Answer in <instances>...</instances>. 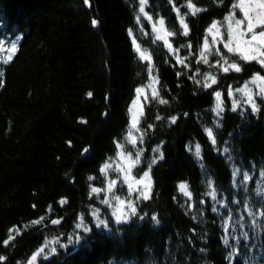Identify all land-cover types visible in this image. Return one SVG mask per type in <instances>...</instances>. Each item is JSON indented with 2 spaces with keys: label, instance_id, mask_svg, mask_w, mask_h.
I'll use <instances>...</instances> for the list:
<instances>
[{
  "label": "trees",
  "instance_id": "trees-1",
  "mask_svg": "<svg viewBox=\"0 0 264 264\" xmlns=\"http://www.w3.org/2000/svg\"><path fill=\"white\" fill-rule=\"evenodd\" d=\"M238 2L193 0L204 11L185 16L190 32L184 36L174 8L185 15L187 0H149L146 11L152 21L139 13L138 0H90L91 7L84 0H0V41L5 48L13 41L18 46L11 62L0 60V256L6 257L0 264H27L45 240L57 237L59 243L52 245L57 252L46 249L48 259L38 258L36 264H264V216L260 215L264 212V176L260 175L264 172V97L257 95L258 82L249 84L260 109L253 113L236 91L254 74L264 75V67L242 61L222 42L214 43L206 31L213 21H220L227 33L224 18ZM160 17L176 33L168 38L174 49H180L176 55L152 31ZM93 18L100 21L96 27ZM129 29L136 43L151 54L159 99L167 101L160 104L152 94L148 96L138 125L144 138L141 141L136 134L135 145L127 138L130 103L150 77L149 62L139 58ZM206 36L212 50L209 63H197ZM221 54L242 71L223 72L216 64L222 61ZM177 55L187 58L184 64L177 63ZM207 73L217 81L211 88L203 86ZM229 88L233 96L228 95ZM216 91L223 94L219 118L212 111ZM233 99L241 102L236 111L231 108ZM172 116L178 117L175 124H170ZM205 127H214L215 147ZM195 142L202 146V161L188 150ZM118 143L135 156L143 149L137 176L158 155L153 151L157 145L164 153V159L152 165V198L137 200L132 193L139 215H147L133 216L120 225L112 217V208L100 203L106 196L111 199L110 193L89 198L90 185L106 188L112 180L117 182L113 193L128 197L118 171L110 168L107 176L99 171L106 162L113 165L118 160ZM224 147L230 152L224 153ZM85 148L88 153H83ZM235 168L240 174L233 185ZM245 172L251 179L242 184ZM89 176L95 179L90 181ZM209 179L223 204L206 195ZM180 182H187L192 192L191 209L178 191ZM62 198L68 203L60 206ZM213 206L218 212L211 211ZM92 207L101 209L108 229L94 226ZM249 211L255 215L249 216ZM81 213L92 227L87 234L74 227ZM229 215L228 232L234 238L226 247L221 225ZM40 216H45L41 224H30ZM58 218H62L59 225L50 223ZM74 231L84 239L68 244ZM10 235L14 239L5 246Z\"/></svg>",
  "mask_w": 264,
  "mask_h": 264
},
{
  "label": "snow or ice",
  "instance_id": "snow-or-ice-1",
  "mask_svg": "<svg viewBox=\"0 0 264 264\" xmlns=\"http://www.w3.org/2000/svg\"><path fill=\"white\" fill-rule=\"evenodd\" d=\"M139 2V13L143 14L147 20L152 21L153 17L149 15V13L146 11V5L148 4L149 0H138ZM85 5L91 7L90 0H84ZM186 8L188 9V12L185 13V15H180V9L174 8V11L177 13L178 17V23L182 29L181 34L184 36H188L190 29L188 27V24L185 21V16L190 14L192 16H195L197 13L204 11V9H201L196 6V4L193 3V0H187ZM233 11H231L227 16H225L224 20L227 21V36L228 40L227 42L223 43V47L227 49L228 52L235 53L239 55L240 59L244 62H252L256 61L258 62L262 67H264V0H239L238 3H234L232 5ZM235 9H240L242 11V18L237 19L235 15ZM137 23L140 22V15H137L135 17ZM92 26L96 27L100 21L93 18ZM166 21L163 17H160L157 21H155L152 25V31L156 33V40H160L164 42V46L173 53V55H176V53L179 52V48H173V45L169 42L170 37H174L176 35L175 31H169L165 27ZM220 21H213V23L210 25V27L206 30L207 33L213 34V42L215 43L216 40L223 39V34L220 32ZM259 29V31H257ZM129 35L133 38V43L136 48V51L139 55V58L141 60L148 61L147 71L150 77V80L156 84L159 83L158 76H152V73L154 71L152 66V57L151 54H146L145 51L141 50V47L139 44L136 43L135 36L133 35L132 29H129ZM183 47V45H181ZM188 47H191V44H188ZM18 51V46L15 41L10 43V46L5 48V45L2 41H0V60H3L4 63H9L13 60L15 54ZM211 48L208 43V37L206 36L204 39V45L202 50L200 51V61H197V63L203 62L204 64H208L209 61L207 59V56L211 54ZM7 52V55L4 56L3 53ZM217 52H219V49H217ZM222 56V61L217 60L216 64L220 65L221 70L223 72H229L230 70H233L235 72L242 71V68L239 64L233 62H228V58L226 56ZM187 58L181 59L178 55L176 56V61L179 64H184L185 60ZM227 65V66H224ZM3 73H0V76H2ZM179 75V73H178ZM189 79L195 80V77H189ZM210 81V82H209ZM257 81H260L261 83L258 85V93L257 95L260 97H264V75H261L260 73H256L253 75V77L250 79V81L246 82L243 87L237 88L236 91L240 92L242 94V98H244V103L248 106H250V109L253 113H256L260 111V109L257 106L256 99L252 93V89L249 88V84H256ZM197 84H200L201 81L196 80ZM216 78L215 76H212L211 73H207L204 75L203 80V86L205 88H211L213 84H216ZM0 86H2V80H0ZM151 84L149 85V87ZM136 99L132 102V106L130 107L129 111L132 113L131 116V128L135 132L139 133V139L143 141L144 133L140 132V129L138 127L140 122V116L143 115V106L141 105L139 114L133 111L134 108H136L138 102L140 101L141 95H144V99L147 100V94L145 93L144 88H137L136 89ZM87 95L89 97L92 96L91 92H88ZM228 95L233 96L234 93L231 88L228 90ZM215 96V106L212 109V111L215 113L216 117H222V113L224 111L223 107V94L220 91H216L214 93ZM152 98L153 100H158L160 104H166L167 101L164 99H159V92L153 88L152 90ZM264 102V101H262ZM241 107L240 100L233 99L232 101V111H236L238 108ZM185 116L188 114L185 113ZM157 120H161L162 117L159 115L156 117ZM178 117L172 116L170 118V124H175ZM86 122V121H82ZM215 128H219L220 122L219 120H216L214 122ZM148 128L154 127L153 125H148ZM204 132L206 133L210 143L215 147L217 144V138H216V132L214 130V127H205ZM128 140L129 143L135 145L137 142V138L133 135V131H129L128 133ZM70 143V142H69ZM118 148H122L123 146L121 144H117ZM161 146L157 145L156 148L153 149L154 152H156L158 155L153 157L152 160L147 165V170L143 171V174L140 176L139 179H136L134 176H130V168H117L116 171L123 173V182L128 185V197L127 198H121L120 196H117L113 193V188L116 185V181L112 180L108 183L106 188H97L90 185V192H89V198H91L93 195H96L97 197L101 192H107L112 193V198L109 199L107 196L100 201L103 205H108L113 209L112 211V217L114 218V221L117 225L124 224L130 221V219L133 216H138L139 219H143L144 216L147 215V213L144 214V216L139 215V210L137 206V200H150L152 198V181H151V170L152 165L156 164L158 160L164 159V153L160 150ZM189 151H193L194 155L197 159H200L202 161V146L199 142H195L194 144H191L188 146ZM89 149L85 148L83 150V153H88ZM224 153H229L230 149L228 147L223 148ZM143 153V149H140L136 153L135 160L131 161V167H135L136 165H139L141 163L140 157ZM129 158H131V153L128 154ZM87 159V158H86ZM228 159L231 160V156H228ZM86 162L82 161V163ZM201 167L203 168L204 165L201 163ZM111 168V164L106 162L100 169V173L104 176L108 175V170ZM240 174V169L235 168L232 172L233 176V185L236 184L235 177ZM261 176H264V172L260 173ZM88 179L91 181L95 179L93 176H89ZM251 177L248 175L247 172L243 174V180L241 183H245L248 180H250ZM207 185L210 189L209 192L206 193L211 199L216 202L223 204V201H217V190L214 187V182L212 180L207 181ZM178 191L187 198L185 203L188 204V208L191 209L194 207V205L188 203L192 199V192L189 189V185L187 182H180L178 184ZM262 191L260 188H257V192L259 193ZM137 193V200L132 199V193ZM68 203L67 198H62L58 201V204L60 206H63ZM200 203H204V201H200ZM35 207V205H33ZM49 213L52 211L51 205L49 206L48 210ZM212 212H218L217 207L213 206L211 208ZM90 215L94 220V226L96 228H109V222L107 219L101 217V209L97 207L90 208ZM249 216H254L255 213L249 211ZM261 216H264V212L260 213ZM194 220L197 219L196 216L192 217ZM231 215H229L227 218H222V227L224 229L225 235L222 237V242L226 247H231L230 240L233 239L229 232H228V222L231 221ZM45 220V216H40L38 219L33 220L30 222L31 225H39ZM152 220L159 224V219L156 215L152 216ZM86 218L83 213L79 214L78 216V222L75 223V229L80 230L83 233L87 234L92 231V227L89 226L88 223L85 222ZM62 222V218L58 219H52L50 223L52 225H59ZM253 224H256V221H252ZM257 227H260V225H256ZM23 227L27 228L29 225H24ZM10 232L13 231L12 229L9 230ZM80 231H74L72 234H70L67 238L68 244H79L84 237L80 234ZM194 231V230H193ZM19 234V233H18ZM242 236L247 238L248 233L243 232ZM14 237L11 235L7 240H5L3 243L5 246L9 244L11 240H13ZM59 243V237L55 238L54 240H45L43 245L39 247L29 258L27 261V264H36L38 258H41V260H47L48 256L45 255V250L49 249L51 254H55L57 252V248L52 246L53 244ZM67 245H60V247H66ZM200 251H204V249H201ZM234 251H230L228 256L229 258L234 254ZM6 257L0 256V261H4Z\"/></svg>",
  "mask_w": 264,
  "mask_h": 264
},
{
  "label": "rangeland",
  "instance_id": "rangeland-1",
  "mask_svg": "<svg viewBox=\"0 0 264 264\" xmlns=\"http://www.w3.org/2000/svg\"><path fill=\"white\" fill-rule=\"evenodd\" d=\"M239 11H240V17H237L236 16V18L237 19H240V18H242V11L239 9ZM225 28H226V32H227V21H225ZM257 31H259V29H257ZM220 32L223 34V39H217L216 40V42L215 43H218V42H222V43H224V42H227V40H228V36H227V33H224V30H222V26H220ZM215 33H213L212 34V37H213V35H214ZM213 40V39H212ZM211 42H209V44H210ZM141 50H143L142 48H141ZM144 51V50H143ZM146 54H148L147 52H146ZM152 76H154V75H152ZM258 82V85L260 84L259 83V81H257ZM151 84V86L149 87V85ZM156 83H154V82H152L151 80L148 82V84L147 85H145V86H141V87H139V88H144L145 89V93L147 94V98H148V96L150 95V94H152V90H153V88H155L156 89ZM136 96H137V93H135V96H134V98H133V100L131 101V103H130V107L132 106V102L136 99ZM145 99H144V95H141V97H140V101L138 102V104H137V106H136V108H134L133 109V111L134 112H136L137 114H139V111H140V107H141V105L142 106H144V103H145ZM131 116H132V113H130V131H133V135L137 138V135L136 134H138V132H135L134 130H132V128H131ZM141 117V116H140ZM140 119V118H139ZM138 139V138H137ZM128 154L129 153H127L123 148H121L120 149V151H119V156H118V160L113 164V165H111V168H114L115 170L117 169V168H130V176H134V177H136V179H139L140 178V176L143 174H140L139 176H137L136 175V171H137V169H138V165H136L135 167H131V161L132 160H135V158H136V156L135 155H133V154H131V158H129V156H128ZM140 159H141V157H140ZM119 174H120V176H121V178H122V181H123V173L122 172H118ZM151 181H152V183H153V180H152V176H151ZM125 184V183H124ZM125 186H126V188H127V190H128V185L127 184H125ZM114 189L115 188H113V192H114ZM135 193V192H134ZM135 194H137V193H135ZM110 195H112V193H110ZM122 198V197H121ZM134 200V199H133ZM113 210V209H112Z\"/></svg>",
  "mask_w": 264,
  "mask_h": 264
}]
</instances>
